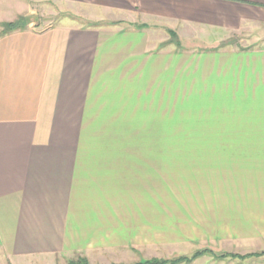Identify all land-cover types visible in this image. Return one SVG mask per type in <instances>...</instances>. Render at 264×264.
<instances>
[{"label": "crops", "instance_id": "obj_1", "mask_svg": "<svg viewBox=\"0 0 264 264\" xmlns=\"http://www.w3.org/2000/svg\"><path fill=\"white\" fill-rule=\"evenodd\" d=\"M36 3L111 26L39 30ZM20 18L0 32V264H131L205 246L220 259L180 264H264V50L159 52V32L182 44L264 30V0H0V25ZM166 103V122L205 104L234 126L159 129ZM206 153L234 163L214 194L197 167Z\"/></svg>", "mask_w": 264, "mask_h": 264}, {"label": "rangeland", "instance_id": "obj_2", "mask_svg": "<svg viewBox=\"0 0 264 264\" xmlns=\"http://www.w3.org/2000/svg\"><path fill=\"white\" fill-rule=\"evenodd\" d=\"M34 12L33 15H30L28 17V21L30 22L29 24L36 29L43 30L49 27H54V26H79V27H108L111 26L110 23L105 22V21H98L94 22L92 18H98L99 15L95 14H88L84 11H76V10H70L67 8H60L57 7L56 5H48V4H35L34 7ZM90 18V19H89ZM26 23V24H25ZM27 25V22H24V27ZM0 32H4V26L3 24L0 25ZM171 32V31H170ZM172 34L175 35V33L171 32ZM159 52L161 53H173L177 51H198V52H207V51H226V52H235V51H253V50H264V30H250L247 29L242 32H235V33H227L224 35H210L206 37H201L203 39H187L185 40L182 44L179 38L175 35L174 38H172L169 34V31L167 32H159ZM180 46V48L177 47V45ZM185 47L184 48H181ZM172 106V108H171ZM177 107V104H171L169 103L163 104L161 107L163 108L161 112H159V115H161L163 118L159 119V129L165 130V129H170V128H177L178 123L180 125H184L187 127L189 124L190 126L188 127H196L197 130L200 129L202 133L203 129L205 127H214V126H219L221 125L220 122L222 123V127H225L226 125L228 126H234V117L232 119H229V121H224L218 118L217 121L215 118L221 116H224L225 118L229 116H235L234 112H227L224 111L222 112L217 108V106L213 105H205V104H196L195 109L193 110H183L186 113L184 114L182 111L179 112V115L184 114L182 117H189V120H182V119H176V120H169L167 121L166 116H175V112L173 111V107ZM170 107V108H169ZM225 107H230L229 105H225ZM218 109V110H217ZM231 110V109H230ZM234 111V110H233ZM232 114V115H231ZM186 115V116H185ZM187 119V118H186ZM215 122H218L216 125ZM203 136H197V139H203ZM207 155H210V158L208 159H213L208 162H200L197 163V167L201 168H210V175H207L205 179H209L207 182L209 184L207 187L209 188L207 191L211 193H218L219 192V186L221 183H231L234 181V176L228 175V178L224 177L221 174H219V170L221 172V167L228 165L229 169L231 167L234 168V163L229 162H222L220 160V153H206ZM206 181V180H205ZM199 188V185H197ZM206 249V250H205ZM192 252V251H191ZM221 252L218 251L217 249H212L208 248L207 246L205 247H199L194 250V253H192L189 256L186 255H178L173 257V259H151V260H156V261H166L167 263L175 260H180L183 258L184 261L182 262H191L195 259H199L203 256L211 259H220L219 254ZM198 256L194 259L192 257L194 255ZM205 254V255H204ZM221 256V255H220ZM180 258V259H179ZM86 264H97L95 261L92 259H85L82 258ZM78 259H62L58 260L57 262H53L50 264H68L69 262H73ZM150 261H138L136 263H131V264H140ZM180 262V263H182ZM204 261H199L198 264H207L203 263ZM179 263V264H180ZM197 264V263H195Z\"/></svg>", "mask_w": 264, "mask_h": 264}, {"label": "trees", "instance_id": "obj_3", "mask_svg": "<svg viewBox=\"0 0 264 264\" xmlns=\"http://www.w3.org/2000/svg\"><path fill=\"white\" fill-rule=\"evenodd\" d=\"M24 22L25 21L22 20V18H20V19H18L15 22L8 23V24H4L3 25L4 26V32H11V31H15V30L22 29L24 27ZM169 34H170V36L172 38L175 37V35L172 34L170 31H169ZM176 45H177V47H179L178 44H176ZM197 256H198V254L197 255H194L192 257V259L196 258ZM184 260H183V258H181L180 260L171 261L169 263H167L166 261L150 260V261H147V262H144V263H140V264H179L180 262H182ZM68 264H86V263H85V261L82 258H79L78 260H75L73 262H69Z\"/></svg>", "mask_w": 264, "mask_h": 264}]
</instances>
